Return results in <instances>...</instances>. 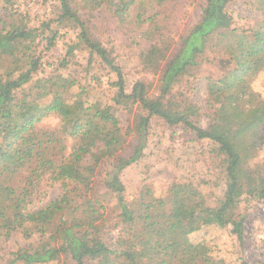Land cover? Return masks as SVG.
Listing matches in <instances>:
<instances>
[{"label":"trees","instance_id":"1","mask_svg":"<svg viewBox=\"0 0 264 264\" xmlns=\"http://www.w3.org/2000/svg\"><path fill=\"white\" fill-rule=\"evenodd\" d=\"M57 1L60 4L59 20L78 28V42L89 50L90 60L98 56L116 75L114 103L134 112V118L132 125L123 131L112 105L84 108L81 101L69 103L64 90L71 85L64 77L35 80L42 61L34 44L42 36V50L47 51L55 46L56 33H45L26 25L0 31V56L10 61L0 75V237L15 231H21L27 237L40 236L34 249H19L6 264H45L61 254L69 255L76 264H87L91 260L102 263L103 259L113 255L124 257L129 264H145L146 254L149 261L161 258L155 264H221L210 256L204 242H193L191 235L206 225L220 228L231 225L233 234L241 241L245 216L237 214L236 210L246 198L264 199V163L258 171L248 166L255 152L264 146V99L252 89L250 80L264 73V0H256L257 10L263 15L262 22L249 29L233 26L235 19L228 9L233 0H206L200 20L171 58H168L171 44L166 40L153 41V31L148 28L144 36L152 39V43L144 53V63L147 69L160 73L156 97L149 94L143 80L136 81L128 91L123 68L91 37L87 23L70 1ZM134 1L119 0L123 14ZM47 28H50L49 24ZM214 36L213 48L218 46L229 54L234 69L229 76L210 84L209 93L221 106L214 121L204 128L193 120L198 114L197 107L189 104L175 108L169 103L168 96L189 68L198 64L199 56L207 51ZM72 52L73 47H70L68 55ZM66 65L64 60L62 67ZM31 83L45 87L37 94L42 99L51 96L49 103L29 99L26 86ZM53 112L71 125L70 135L79 143L77 141L71 157L57 167L55 179L65 183V193L47 206L31 211L26 208L28 190L17 193L11 184H5L3 177L13 174L33 156L35 145L33 141L30 143L32 135L27 133ZM154 117L169 125L182 124L198 140L214 143L216 151L226 157V189L218 205H208L201 188L191 181L173 182L165 197L143 190L136 202L126 200V186L121 174L143 158ZM64 130L69 132L66 125ZM128 149L129 153L122 155ZM110 160L113 165L107 170L105 187L117 200L121 221L129 230L140 227L147 235L146 239L140 237L141 245L137 251L118 253L109 248L102 241L94 215L87 216V209L74 217L65 212L70 193L67 185L74 183L91 191L95 167ZM53 163L51 159L40 158L33 174L41 175ZM90 201L88 199V205ZM92 208L95 212L93 205Z\"/></svg>","mask_w":264,"mask_h":264},{"label":"rangeland","instance_id":"2","mask_svg":"<svg viewBox=\"0 0 264 264\" xmlns=\"http://www.w3.org/2000/svg\"><path fill=\"white\" fill-rule=\"evenodd\" d=\"M69 1L87 23L91 37L123 68L127 90L130 91L136 81L143 80L153 97L159 95L160 73L145 66L144 53L152 43V39L144 36L145 31L148 28L153 31V41L166 40L171 44L168 53V58H171L191 28L200 20L206 3V0H135L123 14L119 9V0ZM228 9L235 19L233 26L237 28H255L262 22L263 15L257 10L256 0H233ZM59 13L60 4L57 0H0V31L15 25H26L45 33H56V44L51 49L42 50V36L34 44L42 61L35 80H46L51 76L64 77L71 85L64 90L69 103L81 101L84 108L112 105L125 131L133 123L134 112L130 113L114 103L116 88L113 82L116 75L98 56L95 55L90 60L89 50L78 42L79 29L70 22L59 20ZM48 24L50 28H47ZM214 42L215 36L209 41L207 51L199 56L198 64L189 68L168 96L169 103L175 108H183L189 104L197 107L198 114L193 120L204 128L214 121L221 106L210 95V84L229 76L234 69L231 56L226 55L218 46L213 48ZM70 47H73V52L68 55ZM64 60L67 65L62 67ZM9 65L10 61L0 56V75ZM250 80L252 89L264 99V73H259ZM43 88L45 87H37L35 83L27 85L29 99L49 103L51 96L42 99L37 94ZM64 125L69 132H65ZM70 129L71 125L66 121L64 123L58 113L53 112L42 118L27 133L32 135L30 143L33 141L35 145L33 156L28 157L13 174L3 177L5 184H11L17 193L28 190V210L43 208L65 193V183L55 178L58 165L67 161L77 146L78 139L70 135ZM129 150L122 155L128 154ZM217 152L214 143L198 140L182 124L169 125L163 119L154 117L143 158L121 174L126 186V200L129 203L136 202L143 190H149L157 197H165L173 182L191 181L201 188L208 205H218L226 189L227 177L226 157ZM42 157L51 159L54 163L38 176L33 171ZM263 163L264 146H260L248 166L258 171ZM112 165L110 160L95 167L91 177V191L85 190L81 185L69 183V202L65 212L74 217L87 209V216L94 215L92 217L95 218V224L99 225L102 241L109 248L118 253L125 250L137 251L141 245L140 237L146 239L147 235L140 227L129 230L122 223L117 200L105 187L106 173ZM88 199L91 200L89 205ZM236 213L245 216L243 240L240 241L233 234L231 225L225 228L206 225L191 235L192 241L204 242L210 256L221 264H264V199L246 198L240 203ZM49 233L50 230L47 234ZM39 241V234L27 237L21 231H15L9 236L2 235L0 264L12 260L13 253L19 249H34ZM159 259L161 258L149 261L146 254L145 264H155ZM45 264L76 262L69 255L61 254L56 260ZM87 264L129 262L124 257L113 255L109 259H103L102 263L91 260Z\"/></svg>","mask_w":264,"mask_h":264}]
</instances>
